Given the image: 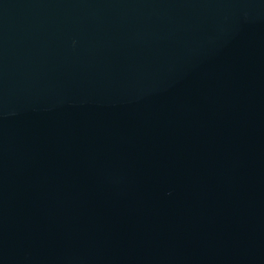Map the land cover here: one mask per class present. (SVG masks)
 <instances>
[{
    "label": "water",
    "instance_id": "95a60500",
    "mask_svg": "<svg viewBox=\"0 0 264 264\" xmlns=\"http://www.w3.org/2000/svg\"><path fill=\"white\" fill-rule=\"evenodd\" d=\"M0 264H264V0H0Z\"/></svg>",
    "mask_w": 264,
    "mask_h": 264
}]
</instances>
